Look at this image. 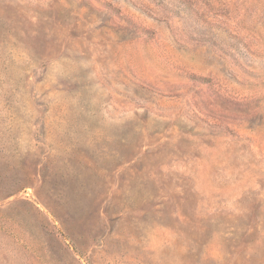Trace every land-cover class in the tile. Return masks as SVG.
Listing matches in <instances>:
<instances>
[{
  "label": "rangeland",
  "instance_id": "374dc122",
  "mask_svg": "<svg viewBox=\"0 0 264 264\" xmlns=\"http://www.w3.org/2000/svg\"><path fill=\"white\" fill-rule=\"evenodd\" d=\"M0 264H264V0H0Z\"/></svg>",
  "mask_w": 264,
  "mask_h": 264
}]
</instances>
